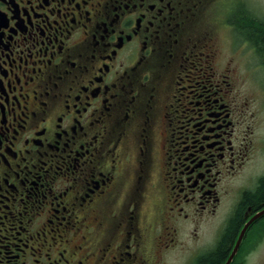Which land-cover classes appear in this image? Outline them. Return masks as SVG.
Returning <instances> with one entry per match:
<instances>
[{
	"label": "flooded vegetation",
	"instance_id": "obj_1",
	"mask_svg": "<svg viewBox=\"0 0 264 264\" xmlns=\"http://www.w3.org/2000/svg\"><path fill=\"white\" fill-rule=\"evenodd\" d=\"M225 5L0 0V264H206L237 217L221 264H264V18Z\"/></svg>",
	"mask_w": 264,
	"mask_h": 264
},
{
	"label": "trees",
	"instance_id": "obj_2",
	"mask_svg": "<svg viewBox=\"0 0 264 264\" xmlns=\"http://www.w3.org/2000/svg\"><path fill=\"white\" fill-rule=\"evenodd\" d=\"M242 29H244L250 36L252 40L256 43L258 48L260 49L261 55L264 57V24H260L252 19H244L241 20ZM264 202V181L261 184V189L258 194L251 195L246 197V203L249 206H252L255 210L258 206ZM242 218L237 217L229 230L226 241L219 247V249L212 255L209 256L206 260V264H221L226 257L227 249L232 243L233 237L235 233L238 232L239 225ZM258 230V228H256Z\"/></svg>",
	"mask_w": 264,
	"mask_h": 264
},
{
	"label": "rangeland",
	"instance_id": "obj_3",
	"mask_svg": "<svg viewBox=\"0 0 264 264\" xmlns=\"http://www.w3.org/2000/svg\"><path fill=\"white\" fill-rule=\"evenodd\" d=\"M255 2H258V3L256 4ZM247 5L249 6V8H252V10L254 12L255 11L259 12L260 11L264 15V0H247ZM223 8L221 9L220 13L221 14H226L227 12H224ZM248 11H250V10L248 9ZM221 33H222V37L224 39V43H223L224 54L227 55V56H232L231 54H229L227 52V48H226L227 47V34H228L227 27H225V28L222 27ZM247 54H248L249 57H252L251 53H247ZM252 60H254V59L252 58ZM233 67H235V70H236V72H235L234 69H233L232 73L234 75H235V73H236V75L242 74V68L240 69V67H241L240 58H236L235 59V62L233 63ZM250 72L252 73L251 76H253L254 78H257V83L258 84H263L264 83V71L260 70V68H258V66L255 67L254 69H252ZM237 79H240V81H243L245 78L239 76ZM248 83H251V82L248 81ZM211 219H213V218H209L206 223H210ZM174 260L177 261V258L174 257Z\"/></svg>",
	"mask_w": 264,
	"mask_h": 264
}]
</instances>
